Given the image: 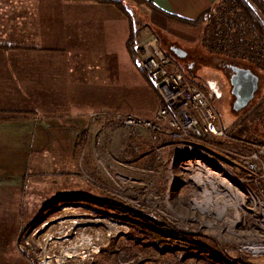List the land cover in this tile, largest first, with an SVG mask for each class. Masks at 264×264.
Instances as JSON below:
<instances>
[{
  "label": "rangeland",
  "instance_id": "rangeland-1",
  "mask_svg": "<svg viewBox=\"0 0 264 264\" xmlns=\"http://www.w3.org/2000/svg\"><path fill=\"white\" fill-rule=\"evenodd\" d=\"M222 5L197 25L175 19L199 26L198 37L164 29L160 49L184 51L179 67L199 86L216 83L224 136L178 143L89 120L93 113L154 116L158 94L142 72L129 67L132 77L127 73L117 83L118 108H106V101L91 107L82 115L88 128L79 138L37 127L21 160L11 154L0 161V264H264V251H254L264 247V179L254 183L242 163L264 140V112H256L264 102V62L255 61L257 51L237 36L264 35V16L253 6L254 24L238 17L237 7ZM128 6L134 23L148 22L142 7ZM127 50L132 52L128 43ZM228 61L259 77L254 99L240 112L232 110ZM99 127L104 131L95 133ZM213 166L221 172L208 178ZM193 175L203 185L190 181Z\"/></svg>",
  "mask_w": 264,
  "mask_h": 264
},
{
  "label": "crops",
  "instance_id": "crops-1",
  "mask_svg": "<svg viewBox=\"0 0 264 264\" xmlns=\"http://www.w3.org/2000/svg\"><path fill=\"white\" fill-rule=\"evenodd\" d=\"M143 1L151 6H139L150 26L191 39L199 26L180 21L195 20L222 2ZM133 20L95 0H0L1 162L11 154L21 160L32 129H60L63 138H79L88 128L82 115L91 107L118 108L117 83L135 67L127 50Z\"/></svg>",
  "mask_w": 264,
  "mask_h": 264
},
{
  "label": "built area",
  "instance_id": "built-area-1",
  "mask_svg": "<svg viewBox=\"0 0 264 264\" xmlns=\"http://www.w3.org/2000/svg\"><path fill=\"white\" fill-rule=\"evenodd\" d=\"M262 21L264 24V19ZM218 28L214 29L215 35H219ZM220 36L222 35H219V40ZM238 37L254 53L257 51L255 61L264 62V35L253 34L250 39L245 40V34L242 33ZM228 43L235 44L233 39H229ZM131 45L134 66L146 76L158 94L160 107L151 119L125 113H93L88 115L89 120L97 123L109 120L130 130L143 129L178 143L224 136L218 119L217 103L221 94L216 83H206L208 89L195 83V80L181 70L179 62L172 55L160 49V40L149 27H140ZM242 163L246 174L256 177L254 183L264 179V140L242 157ZM261 250L263 252L264 247Z\"/></svg>",
  "mask_w": 264,
  "mask_h": 264
},
{
  "label": "trees",
  "instance_id": "trees-1",
  "mask_svg": "<svg viewBox=\"0 0 264 264\" xmlns=\"http://www.w3.org/2000/svg\"><path fill=\"white\" fill-rule=\"evenodd\" d=\"M95 2H97L98 4L111 6V7H113L114 9L118 10L121 13H126V15L129 16V17H130V9H129L128 4L129 5L130 4H133V6H137V7H139L141 5H146L149 8H151V6L149 4H147V3H145V1H143V0H95ZM222 4H223L222 6L228 5V6L237 7V9L240 11V14L238 15V17H240L241 15H243V17L246 16L254 24H258L257 20L253 16V14L256 13V10H258L264 16V5L261 3L260 0H222ZM253 6L256 9L255 11L253 9ZM215 11H216V9H214V10L213 9L212 10L210 9V10H207V11L203 12L195 20H192V21L191 20H183V21H185L186 23H188L190 25H197V24L203 22L207 18V16H209L211 13L213 14ZM235 23H234V25H235ZM135 26H136V28L137 27H139V28L140 27H145V26L146 27H149L158 36V38L160 40V38H161L160 32L158 31L159 32L158 33L157 30L154 27H152V26H150L148 24V22H143L142 25H141V23H137L136 24V23L133 22V24H131V30L132 31H131L130 36H129V39L127 41V43L129 44L131 50H132V47H131L132 46L131 45L132 40H133V38L135 36V33L139 29L138 28V29L135 30ZM249 27H251L252 29H254L253 28L254 27L253 25H251ZM128 52H129V55L132 56L133 51L130 53V51L128 50ZM170 55H172V54H170ZM133 56H134V54H133ZM172 56L176 60H178V58H176L174 55H172ZM228 62H230V64L225 65V68L226 69H229L232 65H235V63H233V61H228ZM236 66H240V65H236ZM243 68H245V67H243ZM258 110L259 111L262 110L261 112H264V102L262 103V105H260L259 109H257L256 112H258Z\"/></svg>",
  "mask_w": 264,
  "mask_h": 264
},
{
  "label": "water",
  "instance_id": "water-1",
  "mask_svg": "<svg viewBox=\"0 0 264 264\" xmlns=\"http://www.w3.org/2000/svg\"><path fill=\"white\" fill-rule=\"evenodd\" d=\"M170 52L178 59L186 57V53L179 48L171 47ZM229 75L230 94L234 101L232 110L240 112L244 110L254 99L258 90L259 77L250 69L231 66Z\"/></svg>",
  "mask_w": 264,
  "mask_h": 264
},
{
  "label": "bare ground",
  "instance_id": "bare-ground-1",
  "mask_svg": "<svg viewBox=\"0 0 264 264\" xmlns=\"http://www.w3.org/2000/svg\"><path fill=\"white\" fill-rule=\"evenodd\" d=\"M197 157H200L199 155H196ZM188 158H190V155H186V156H181V157H179V159L181 160H184V159H188ZM194 158V157H193ZM202 160L203 161H205L204 160V158H202ZM194 166V165H193ZM214 167V170H215V172L213 171L212 173L211 172H208L207 173V177L208 178H211L213 175H217V173L218 172H221V170H219L218 168H215V166H213ZM193 168H195V167H193ZM201 169V168H200ZM213 179V178H212ZM215 179V178H214ZM217 180V179H216ZM226 180V179H225ZM190 181H192V182H194L197 186H200V185H203L202 184V181H200V179L198 178V176L197 175H193L191 178H190ZM219 183H221V181L219 182ZM228 184V183H227ZM225 185V184H224ZM222 186H223V183H222ZM226 187H228V185H225ZM225 186H223V187H225ZM212 188V187H211ZM216 188V187H215ZM212 190H214L215 191V189L213 188ZM250 249H252V248H250ZM253 249H255V248H253ZM249 250V249H248ZM258 250V252H261V248H258L257 247V249H255L254 251H257ZM69 254V253H68ZM73 254V255H72ZM72 254H69V255H67L66 257L67 258H72V257H75L74 256V253H72ZM260 254V253H259ZM76 255V254H75Z\"/></svg>",
  "mask_w": 264,
  "mask_h": 264
},
{
  "label": "flooded vegetation",
  "instance_id": "flooded-vegetation-1",
  "mask_svg": "<svg viewBox=\"0 0 264 264\" xmlns=\"http://www.w3.org/2000/svg\"><path fill=\"white\" fill-rule=\"evenodd\" d=\"M172 55H173V54H172ZM182 60H183V59H182ZM191 63H192V64H195L194 62H191ZM191 68H192V66H190V65H189L187 69H189V70H190ZM227 70H229V71H230V69H227Z\"/></svg>",
  "mask_w": 264,
  "mask_h": 264
}]
</instances>
